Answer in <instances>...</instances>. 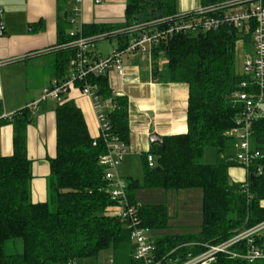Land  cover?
<instances>
[{
  "label": "trees",
  "instance_id": "trees-1",
  "mask_svg": "<svg viewBox=\"0 0 264 264\" xmlns=\"http://www.w3.org/2000/svg\"><path fill=\"white\" fill-rule=\"evenodd\" d=\"M68 1L60 4L63 14L57 22L55 73L60 78L75 58V48L65 47L74 38L69 33L73 25ZM217 1L201 0V4ZM180 14L178 0H126L123 22L84 23L77 36L106 35L124 49L131 38L127 29L132 25L164 28L171 22L161 19ZM242 35L249 37L229 26L198 34L178 33L151 50L156 79L185 83L189 88L188 131L152 142L150 150L142 154L143 182L126 179L129 201L139 207L143 225L156 233V256L164 264L176 258L184 261L189 253L206 250L192 246V242L217 244L264 221V115L253 124L251 142L261 156L251 166L246 183L231 182L229 168L240 164L235 156L225 154L230 142L233 147L228 131L236 126L241 110L236 94L242 89V81L252 76L236 67ZM162 55L166 65L159 68ZM88 80L98 85L104 101L114 104L107 111L110 134L128 148L129 97L116 94L109 75L90 76ZM55 111L57 150L49 159L48 181L51 200L39 203L32 201L33 161L27 152L31 110L25 106L11 118H0V126L13 125V153H0V264H68L97 257L109 248L114 250V264H137L130 230L114 212L118 202L110 195L107 169L100 163L101 156L109 151L110 139L92 137L83 111L73 99L58 102ZM209 147L217 152L213 163L204 161ZM150 154L155 160L153 166L148 162ZM140 188L175 192L201 189L198 230L163 233L170 227L167 205L140 203L136 195ZM210 264H264V260L251 263L219 253Z\"/></svg>",
  "mask_w": 264,
  "mask_h": 264
},
{
  "label": "crops",
  "instance_id": "crops-1",
  "mask_svg": "<svg viewBox=\"0 0 264 264\" xmlns=\"http://www.w3.org/2000/svg\"><path fill=\"white\" fill-rule=\"evenodd\" d=\"M91 2L92 0H83V4L87 7ZM200 4L201 0H178V10L179 12L190 11ZM0 7L4 10V15L7 16L6 34L0 37V118H9L8 116L25 106L30 108L31 119L27 128V152L33 161L32 201L34 203L46 202L51 200L48 188L49 159L56 156L57 150L55 110L58 102L52 99L36 104L34 102L40 98L43 89L49 86L55 77H59L55 73V57L59 47L57 22L62 11L58 0H0ZM125 7L126 4L123 14H125ZM81 18L83 17L81 16ZM108 18L104 22L121 23L125 20L124 15L118 19ZM41 20L43 23L40 22ZM93 20L92 16L87 22L82 20V24L93 23ZM96 20L103 22L100 19ZM50 56L53 57L51 71L43 74L42 80L37 83H34L33 80L29 81V63H32V69L35 71L37 68L43 67L46 63L45 58ZM151 61L150 68L146 69L135 64L133 59L129 58V61L126 62L131 66L128 77L121 78L113 73L115 77L113 82L110 76L116 94L129 97L130 145L127 148L128 157L131 153H135L140 154L142 158V154L150 150L152 134L163 137L188 131V85L157 80V75L155 76L153 71V60ZM133 68L138 69V73L135 74L136 69L133 70ZM65 98L73 99L77 103L83 111L92 137H99L100 125L91 98L76 89L68 93ZM0 153L6 156L13 153V125L10 123L0 126ZM229 177L231 182L242 183L248 179V172L241 165L232 166L229 168ZM145 190L160 192L164 196L169 194L179 197V193H181L180 191L160 189ZM197 190L200 191L201 223L203 192L201 189ZM261 204L264 206V200L261 201ZM167 207L170 215V227L163 233H184L177 232V225L172 221L178 215L177 212L172 213L171 207L169 205ZM154 235L156 233L151 232L153 239ZM77 262L78 260L76 264Z\"/></svg>",
  "mask_w": 264,
  "mask_h": 264
},
{
  "label": "built area",
  "instance_id": "built-area-1",
  "mask_svg": "<svg viewBox=\"0 0 264 264\" xmlns=\"http://www.w3.org/2000/svg\"><path fill=\"white\" fill-rule=\"evenodd\" d=\"M70 1L72 6L70 20L73 27L69 33L74 38L66 43L65 47L75 48L74 61L68 74L62 78L55 77L51 84L43 89L40 98L34 104L47 99L61 102L75 89L91 98L100 125V136L110 139L109 151L101 156L100 163L107 169L105 179L109 182L110 195L118 202L115 214L130 230L133 258L137 264H164L163 260L156 256V245L151 236V229L143 225L139 207L129 201L127 181L118 170L121 163L119 156L124 145L117 136H111V126L107 117V111L115 106L101 98L98 85L88 78L111 76L113 73L121 78L128 77L131 66L123 58L125 53L151 54L154 46L178 33L198 34L202 31L229 26L242 34H249L253 39L255 51L252 57L245 59V66L250 68L252 76L250 80L242 81V89L236 94L241 110L235 120L236 126L228 131L233 147L237 151L235 158L249 174L251 166L261 156L260 150L253 148L251 137L255 120L264 115L262 109L264 104V0H219L208 5L200 4L193 10L180 12L181 14L176 18L161 19V22L163 20L171 22L164 28L158 26L146 28L145 24H134L127 29L131 34L127 47L120 49L116 42V47L109 55H102L92 49V44L98 39L105 38L106 35L87 37L79 34L77 36L82 27V24L78 26L76 22L80 16L83 0ZM5 34L4 10L0 7V37ZM134 73H138V69ZM13 114L8 117L11 118ZM148 162L150 166L154 165L153 155L148 156ZM258 170L261 171L260 168ZM190 244L204 247L206 250L196 254L189 253L184 261L179 258L170 259L167 264H210L219 253L251 263L264 260V221L250 228L238 230L232 237L217 244L211 242ZM68 264H76V261Z\"/></svg>",
  "mask_w": 264,
  "mask_h": 264
},
{
  "label": "rangeland",
  "instance_id": "rangeland-1",
  "mask_svg": "<svg viewBox=\"0 0 264 264\" xmlns=\"http://www.w3.org/2000/svg\"><path fill=\"white\" fill-rule=\"evenodd\" d=\"M59 5L64 4V0H58ZM126 0H92L91 4L87 7L83 4L80 9V16L77 18L76 25H81L83 21H89L90 17L93 16V21L97 22L96 19L100 21H107L108 17H113L118 19L123 17L124 6ZM68 5L71 8V1H68ZM81 16L83 18H81ZM112 18V19H113ZM4 20H7V16L4 15ZM116 45L115 40H109L106 38L98 39L94 44H92V49H95L97 52H100L102 55H109L113 52ZM255 46L252 37L246 38L244 35L241 36V39L238 44L237 58H236V67L239 72L248 71L245 66V59L252 57L254 55ZM125 62L133 59L135 64H139L142 68L149 69L151 65L152 56L149 53H125L123 55ZM46 63L43 67L37 68L35 71L32 69V63H29V81L33 80L34 83H37L42 80L43 74L48 71H51L53 57L45 58ZM17 64V63H13ZM166 65V59L162 55L158 59L159 68H163ZM111 79L114 82L115 77L111 75ZM118 87V85H117ZM118 91L120 89L118 88ZM262 109L264 110V104H262ZM264 113V111H263ZM216 150L212 147L206 149L204 161L209 163L215 162L216 159ZM237 151L229 143V147L226 149L225 154L232 155L236 157ZM118 170L123 177V179L133 178L138 179L140 182H143V162L140 154L131 153L130 157L128 154L123 155V161L119 164ZM179 197L176 195H161L160 192L155 191H146L144 188L137 190L138 200L140 203L149 202V203H166L171 207L172 213L177 212L172 221L177 225V232H192L197 231L198 224L200 223V191L195 190H185L180 191ZM116 212V210H114ZM197 229V230H196ZM21 242H18L17 247L21 249ZM114 258V250L112 248L102 251L97 257H88L79 259L77 264H114L112 262Z\"/></svg>",
  "mask_w": 264,
  "mask_h": 264
},
{
  "label": "water",
  "instance_id": "water-1",
  "mask_svg": "<svg viewBox=\"0 0 264 264\" xmlns=\"http://www.w3.org/2000/svg\"><path fill=\"white\" fill-rule=\"evenodd\" d=\"M98 1H100V0H98ZM246 70H250V68L249 67H246ZM155 76H156V74H155ZM151 141L152 142H155V141H162L163 140V138L161 137V136H159L158 134H152L151 135ZM128 152V149L127 148H122V150H121V154H120V156H119V159H120V161L122 162V160H123V154H125V153H127ZM254 174H252V176H253Z\"/></svg>",
  "mask_w": 264,
  "mask_h": 264
}]
</instances>
